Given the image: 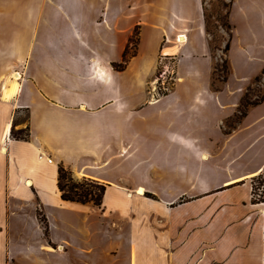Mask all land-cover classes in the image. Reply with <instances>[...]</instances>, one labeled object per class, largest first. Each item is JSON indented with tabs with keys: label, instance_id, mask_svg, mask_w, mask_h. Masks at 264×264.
I'll return each instance as SVG.
<instances>
[{
	"label": "crops",
	"instance_id": "crops-1",
	"mask_svg": "<svg viewBox=\"0 0 264 264\" xmlns=\"http://www.w3.org/2000/svg\"><path fill=\"white\" fill-rule=\"evenodd\" d=\"M97 1L108 5L71 9L66 5L70 0H0V264L14 260L7 250L8 204L18 206L10 211L17 220L23 199L44 201L45 173L37 172L40 155L50 166L55 204L108 213L97 216L106 240L99 263L85 264H264V100L250 107L231 131L222 127L264 66V0H228V69L243 74L247 84L233 89L227 76L217 91L210 87L209 0ZM136 27V54L115 67ZM180 36L184 41L178 44ZM171 58L176 81L187 79L189 85L150 94L148 102L177 92L180 107L174 120L196 124L197 139L174 134L177 145L185 142L193 151L185 185L183 173L171 175L182 168L172 163L171 153L136 170L128 150L133 138L129 122L143 106L135 100V88L154 87L158 64ZM13 73L19 75L17 91L5 101L2 86L13 82ZM205 122L213 124L210 132L202 129ZM8 124L27 128L28 139L11 138L10 128L5 137ZM200 142L215 143L214 148ZM60 164L74 176L105 185L104 196L118 193L114 213L107 210L111 206L104 196L100 208L62 201L56 188ZM118 164L126 175L117 182L104 172ZM27 179L31 186L25 185ZM255 179L261 181L258 195L253 193ZM137 187L159 200L137 194L136 200L126 199L124 192L135 193ZM185 191L196 198L186 216L172 207ZM143 199L155 203L160 213L133 214L129 206ZM95 217H86L82 230L87 238L93 231L89 219ZM91 244L85 250L93 253ZM45 246L54 250L39 244Z\"/></svg>",
	"mask_w": 264,
	"mask_h": 264
},
{
	"label": "rangeland",
	"instance_id": "rangeland-1",
	"mask_svg": "<svg viewBox=\"0 0 264 264\" xmlns=\"http://www.w3.org/2000/svg\"><path fill=\"white\" fill-rule=\"evenodd\" d=\"M112 4L113 3L111 2L109 6ZM66 5L71 9H80L92 6L95 8H102L108 4L97 0H70V4ZM228 5V0H209L205 13L207 29L210 34L212 56L214 57L211 76L214 78V86L218 89L222 86L218 81L222 75L220 70H222L224 62H227V52L224 51V46L228 41L231 30L225 26V24L228 23L225 15ZM131 50L129 53H131ZM136 52L137 49L135 50V54ZM164 64L168 66L169 71L163 75L164 77L162 78L160 75L163 73ZM164 64L161 62L160 65L158 64L155 74L157 75L156 81L158 79L159 81L154 87H151L150 84H148V90L147 87H142V91L138 92V87L135 88V100L136 102H143V106L133 113V118H131V121L129 122V126L133 129V138L132 141H129L130 144L128 150L132 156L131 163L136 170H142L144 166L149 168L152 163L159 162L165 154L171 153L172 163L177 166L180 164L182 165V168H178L171 173V175H176L178 178L180 176L179 174L183 173L184 180L182 184L185 185L187 182L186 179L189 180L190 177L189 166L190 161L192 162L193 151H191L192 148H190V145L185 142H180L177 145L174 140V134H179L186 139L196 138V124H192L190 121L185 122L174 120L176 111L180 107L174 99V97L178 95L177 92H173L175 93L173 96L169 95V97L163 98L159 101L153 103L148 102V98H151L150 94H152V96L160 95L158 94V90L163 91L165 94L174 86L176 89H181L189 85L187 79L176 81L177 76L174 77L173 71L174 59H166ZM226 64L228 69V62ZM228 72L229 75L227 82L230 84L231 88L236 89L246 83L247 79L243 78V74L230 73L229 69ZM255 77H257L256 80ZM255 77L250 80L242 94H245L247 99L252 102L264 97V73L262 74L260 72V74ZM20 116L22 117L23 113ZM226 121L222 127L224 132H229L231 130H228L227 124L235 123L234 120ZM212 125L213 124H210L209 122H205L202 129L210 132L212 130ZM13 129L17 130L16 128ZM23 129L26 130V128ZM24 133H26V131ZM199 134H201V132ZM170 135L172 139L169 138ZM201 144H203V147H211V149H213L215 143L209 144L203 142ZM217 148H219V145L215 149ZM176 153L178 154L177 156H175ZM42 157V155L39 156L40 163L37 167V172L45 173V176H43L44 181H42L45 192L44 201L39 199L40 201L33 202L29 199H23L21 208L17 210V212L20 213L17 214V220L10 216V211H15V209L18 208L16 203L11 202L7 207V250H9L10 255L14 259L11 261L8 260V264H85L87 262L91 263V261L99 263L101 249H103L106 240L100 230V219L97 218V216H100V218H103L104 216L107 217L106 215L108 213L96 214L83 209L82 206H58L55 204L56 201H54V198L56 191L53 187L52 176L49 172L50 166L45 163V160H42ZM176 165H172V167L177 168ZM110 167L111 168H107L104 173H108L111 179L118 182L121 181L120 177H125L126 169L124 167L119 164ZM71 175L78 182H82L83 178L90 179L83 176H74L72 173ZM151 175L153 176L154 174L151 173ZM260 182V179L254 180V190L257 195L258 193L260 194ZM21 192L24 196L26 195V191ZM134 192L135 193L125 191L124 194L126 195V199L136 200V194H138L137 189ZM184 193V196L179 200H176L172 207H177L180 214L186 216L191 201L196 198L192 199L190 197L191 192L189 191H185ZM127 194L131 196H127ZM119 197V194L113 190L107 195L105 194L104 198L106 201H104V203L106 202L107 206H111L110 208L107 207V210L111 211L113 209V202ZM143 198H148L154 201L159 200L158 195L155 194L151 195V197L144 195ZM148 203V201L143 199L140 205L135 204L133 208L129 206V210L133 212V214L158 215L160 212L157 210V205H155V203H149L148 205ZM35 204L37 205L34 207ZM95 210L97 209L95 208ZM103 211L104 209L102 212ZM113 213L114 212L111 211L110 214L112 215ZM46 214L49 216L50 221L47 219L48 217ZM90 216L96 217L93 218L94 222L89 219L93 224V231L92 236L87 238V236H84L82 229ZM36 225H38V227ZM102 225L105 226L104 224ZM45 227L47 229L46 234L44 233ZM39 228H41V230H39ZM61 238H65L70 244L66 241H60ZM55 241L60 242L61 249L57 248V244L54 243ZM40 243L50 244L54 250L47 252L43 250V248H39ZM71 243L75 244V246H72ZM88 243H92L91 247L94 249L93 253L91 250L90 252H88L89 250H85ZM61 255H64V257H60Z\"/></svg>",
	"mask_w": 264,
	"mask_h": 264
},
{
	"label": "trees",
	"instance_id": "trees-1",
	"mask_svg": "<svg viewBox=\"0 0 264 264\" xmlns=\"http://www.w3.org/2000/svg\"><path fill=\"white\" fill-rule=\"evenodd\" d=\"M226 19L228 15V9L226 10ZM206 20V16H205ZM228 21V20H227ZM225 26L228 29H231L229 23L225 24ZM208 30V29H207ZM209 32V31H208ZM138 40V28L136 27L133 31L132 36L130 37L128 44L124 48V51L122 53V60L119 64L114 65L115 67H123L129 60L130 57L135 55L136 45ZM133 48V49H132ZM132 49V50H131ZM229 49V40L225 43L224 51H228ZM131 50V53L129 51ZM227 62H224L222 65V70L220 72L222 73L220 79L218 80L221 84H223L228 76V69H227ZM261 73H264V66L262 68ZM257 77H255V80ZM214 78L211 76L210 78V87L214 89L215 91L219 90L216 86H214L213 81ZM158 94L163 95L164 92L161 90H158ZM264 100V97L252 102L249 101L246 97V95H242L241 99L239 100V104L237 106L236 112L234 115L229 118L226 122L230 120H234L235 124H227L228 130H232L235 128V126L240 122V120L246 115V111L257 104H259L261 101ZM26 131V133H24ZM227 133V132H225ZM10 137L16 140H27L28 139V130L25 129H17L14 130L13 128L10 129ZM261 186V182L259 184ZM56 188L59 192V197L64 202H75L79 204H91L94 207L99 208L102 204V199L105 193V186L103 184L98 183L95 180L90 179H82V182H78L76 179H74L71 175V172L67 170L63 165H58L57 167V182H56ZM253 193L255 194V190L253 189ZM144 195H147L148 197H151L150 194L144 193ZM260 199V195H259ZM258 199V200H259ZM46 227L44 229V233L46 234Z\"/></svg>",
	"mask_w": 264,
	"mask_h": 264
},
{
	"label": "bare ground",
	"instance_id": "bare-ground-1",
	"mask_svg": "<svg viewBox=\"0 0 264 264\" xmlns=\"http://www.w3.org/2000/svg\"><path fill=\"white\" fill-rule=\"evenodd\" d=\"M179 41L180 42L184 41V37L180 36ZM11 78L13 79V82L10 83L8 80H6L4 85L2 86V99L5 101H9L16 94V91H17L18 85L16 84V80L19 79V75L17 73H13L11 75ZM9 128H10V126L8 124L4 130V136L5 137L7 136L8 132H9ZM25 185L26 186L32 185L30 179L25 180ZM137 192H138L137 195H144V191L142 188H138ZM59 249H61V248H59ZM44 250L48 251V252L53 251L49 246H45Z\"/></svg>",
	"mask_w": 264,
	"mask_h": 264
},
{
	"label": "built area",
	"instance_id": "built-area-1",
	"mask_svg": "<svg viewBox=\"0 0 264 264\" xmlns=\"http://www.w3.org/2000/svg\"><path fill=\"white\" fill-rule=\"evenodd\" d=\"M175 41H176V43H178V44L182 43V42H179V41H178V37H176ZM168 71H169V70H168V66L164 64V65H163V73H162L161 75H165ZM40 158H41V157H40ZM46 161H47L48 163H51V161H50L49 159H46Z\"/></svg>",
	"mask_w": 264,
	"mask_h": 264
}]
</instances>
